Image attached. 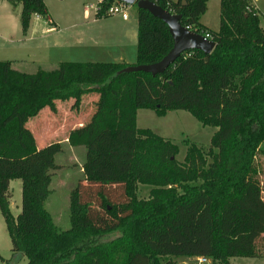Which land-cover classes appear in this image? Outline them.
Instances as JSON below:
<instances>
[{
    "label": "trees",
    "instance_id": "1",
    "mask_svg": "<svg viewBox=\"0 0 264 264\" xmlns=\"http://www.w3.org/2000/svg\"><path fill=\"white\" fill-rule=\"evenodd\" d=\"M21 5V30L33 15L45 19L43 0H7ZM180 14V24L208 32V54L183 52L163 73H120L124 62H59L53 69L24 72L0 60V215L11 242L6 264H162L178 257H207L231 264L254 258L253 240L225 235V214L242 200L246 184L258 183L264 157V27L252 0H219V28L200 23L207 0H149ZM107 0L96 17L108 16ZM135 8V65L159 61L172 47L167 25ZM94 93L93 110L68 131L71 147L85 148L83 177L70 192V227L55 225L45 207L59 142L42 146L26 121L57 100ZM138 109L164 115L186 110L216 131L205 149L187 141L183 161L177 146L136 126ZM21 182V209L10 210V180ZM151 186L148 198L136 185ZM260 231L264 232V225ZM115 234V235H112ZM236 244L238 248L233 249ZM168 264V262H167Z\"/></svg>",
    "mask_w": 264,
    "mask_h": 264
},
{
    "label": "rangeland",
    "instance_id": "2",
    "mask_svg": "<svg viewBox=\"0 0 264 264\" xmlns=\"http://www.w3.org/2000/svg\"><path fill=\"white\" fill-rule=\"evenodd\" d=\"M96 0H44L48 13L57 19L58 32L46 34L43 32L47 27L46 20L31 19L35 22L34 31L39 37L30 49L33 63L28 61L20 64L17 68L24 72H34L36 68L50 70L59 62H113L115 60V47L104 48L95 46H82L87 40L89 33L86 21L82 18V6H88ZM206 11L200 16L199 21L211 30L219 28V0H207ZM259 10L260 24L264 27V0H254ZM254 5V4H253ZM20 5H10L7 1L0 0V60L18 58L22 52L15 50L17 42L21 41V25L19 21ZM128 22L135 19V8L132 6L128 12ZM31 21V22H32ZM4 39V40H3ZM109 41L108 39H106ZM9 41V42H8ZM61 42V43H60ZM73 46H67V43ZM60 43V47L53 45ZM136 49V47H135ZM134 49V50H135ZM9 57V58H8ZM134 58V57H133ZM135 60V59H134ZM115 62V61H114ZM36 66V67H35ZM93 93L84 94L78 107L75 109L73 99L57 100L56 111L43 108L38 115L26 121V126L32 131L37 145L59 142L61 151L58 152L54 161L56 167L50 171V194L46 199L45 207L51 214L53 222L57 227L66 230L70 227L69 221V196L83 174L81 164L84 161L85 148L83 146L71 147L65 140V135L70 130L75 120L79 117L87 118L92 110ZM46 123V125L44 124ZM136 126L149 128L154 133L172 141L177 146L175 158L183 161L187 141L207 148L212 134L216 131L214 126L202 125L194 116L186 110H168L164 115H157L152 110L138 109L136 112ZM50 128L49 134H39L40 130ZM258 183L246 184L241 191L242 200L232 203L230 210L225 214L224 233L236 234L253 240L258 248L256 257L233 256L231 264H264V232L260 231L264 225V157L258 159ZM11 198L10 210L15 217L21 209V182L19 179L10 180ZM151 186L139 183L136 185V196L140 199L148 198ZM115 235V234H112ZM238 246L233 245L236 250ZM0 255L8 262H12L11 242L6 231L5 223L0 215ZM204 257V256H202ZM195 257H178L164 260L162 264H184L194 260ZM0 264H6L0 260Z\"/></svg>",
    "mask_w": 264,
    "mask_h": 264
},
{
    "label": "crops",
    "instance_id": "3",
    "mask_svg": "<svg viewBox=\"0 0 264 264\" xmlns=\"http://www.w3.org/2000/svg\"><path fill=\"white\" fill-rule=\"evenodd\" d=\"M4 1H7V0H4ZM252 3L258 9L254 0H252ZM18 5L20 4L15 5V7H17ZM91 5H93L92 2H90L88 6H85L84 4L81 9L82 18L86 21L87 23L86 26L88 27V31H89V33H86L88 35L87 40L81 43L82 46H85V47L95 46L99 48L105 47L104 50L106 49V46H114L115 51H116L114 55L116 58L114 61L124 62L129 65H133L135 62L134 60L136 56L135 47L137 44L136 16H135V19L131 22H128V19H129L128 16L125 19L122 18L120 15H108V16H103V17H96L94 10H93V6ZM20 8H21V5H20ZM33 16H36L37 19L38 18L43 19L37 15H33ZM33 16L31 17V19H33ZM31 19H30V25L27 31L25 33H21V41L16 43L18 47L14 48L16 51L17 50L21 51L22 55H20L18 58L8 57L9 59H6L10 61L12 67L17 70H20L19 68H17V66L20 64L26 63L28 61H31V63L34 62L32 59V56H30L31 54L30 49L32 45H34L33 44L34 42H38L39 37L36 35V32L34 31V27L36 23L33 22ZM43 20H46L45 22L47 24V27H45V29L43 30L45 35L53 33V32H58L59 28L57 24V19L52 17L48 13V11H47V17ZM106 39H108L109 41H107ZM60 43H53V45L56 46L57 48V47H60L61 45ZM69 45L73 46V43L72 42L67 43V46ZM105 53H107L106 50H105ZM84 120L85 119L83 117H79L77 118V120H75V122H73L74 123L73 125L79 126L84 122ZM44 124L46 125V123ZM71 128H73V126H71ZM50 132H53V131H50V128L47 127V129L45 128L41 129L39 134L40 135L41 134L43 135L44 133L49 134ZM66 137L67 136L65 135V140H66Z\"/></svg>",
    "mask_w": 264,
    "mask_h": 264
},
{
    "label": "water",
    "instance_id": "4",
    "mask_svg": "<svg viewBox=\"0 0 264 264\" xmlns=\"http://www.w3.org/2000/svg\"><path fill=\"white\" fill-rule=\"evenodd\" d=\"M114 1V0H110ZM137 8L147 10L152 16L161 19L168 28L173 44L171 49L157 62L151 64L128 65L118 71L120 73L145 72L152 76L163 73L183 52L199 50L205 54L212 51L215 43L205 39L201 34L189 30L180 24L181 15L171 13L149 0H116ZM184 3V0H182Z\"/></svg>",
    "mask_w": 264,
    "mask_h": 264
},
{
    "label": "built area",
    "instance_id": "5",
    "mask_svg": "<svg viewBox=\"0 0 264 264\" xmlns=\"http://www.w3.org/2000/svg\"><path fill=\"white\" fill-rule=\"evenodd\" d=\"M107 0H96V2L91 5L93 6L94 13L98 12L102 9V6ZM132 5L126 4L121 1H112V3L105 9V13L107 15H120L122 18H126L128 16V12ZM189 29L188 27H186ZM190 30V29H189ZM205 39L211 40V36L208 32L201 34ZM184 264H211L210 260L207 257H196L194 260L186 262Z\"/></svg>",
    "mask_w": 264,
    "mask_h": 264
}]
</instances>
